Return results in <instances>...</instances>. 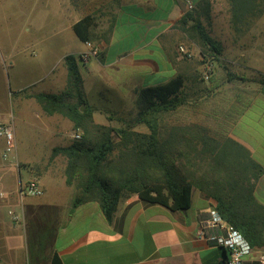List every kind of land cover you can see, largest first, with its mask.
Masks as SVG:
<instances>
[{
    "label": "crops",
    "instance_id": "crops-1",
    "mask_svg": "<svg viewBox=\"0 0 264 264\" xmlns=\"http://www.w3.org/2000/svg\"><path fill=\"white\" fill-rule=\"evenodd\" d=\"M182 3L183 0H39L37 6L48 12L46 23L35 25L31 41L21 48L29 43L39 47L49 58V67H45V77H40L37 69L22 62L14 74L15 122L9 116L0 117V123L11 126L15 136V150L7 159L3 157L5 139L0 137V179L6 191V197L0 199V264H51L55 252L63 264H220L228 259V250L206 237L217 234L218 229L207 228L201 234L214 202L198 188L192 190L190 206L178 211L143 201L133 193L120 197L111 220L105 217L98 201L73 206L76 188L66 181L67 159L61 153L52 156L54 147L70 143L72 121L58 113L47 114L36 98L39 93L64 90L68 76L66 56L81 57L89 50L75 34L73 25L92 15L90 42L99 47V53L84 65L91 74L106 81L110 99L119 105L120 112L125 111L137 88L165 83L183 71L186 60L177 52L182 32L176 27ZM76 41L82 43L74 46ZM244 44L239 40L233 43L237 57L242 59L236 65L264 74L260 51L245 53L241 50ZM94 58L97 63L92 61ZM41 83L44 90H36ZM57 83L59 90H49ZM236 84H240L239 80ZM240 99L230 95L222 105L221 126L213 120L200 123L213 134L228 136L246 146L264 167V91L249 100ZM89 101L95 121L111 125L106 116H97L99 108ZM254 105L260 107V115L249 119ZM55 139L65 144L51 145ZM33 179L42 188L41 195L25 192ZM255 192L264 202V173ZM10 210L17 214V220ZM262 250L245 257L242 264H260Z\"/></svg>",
    "mask_w": 264,
    "mask_h": 264
},
{
    "label": "trees",
    "instance_id": "trees-1",
    "mask_svg": "<svg viewBox=\"0 0 264 264\" xmlns=\"http://www.w3.org/2000/svg\"><path fill=\"white\" fill-rule=\"evenodd\" d=\"M229 2L232 23L239 32L243 28L239 23L260 16L264 10V0ZM210 6L211 0L198 2V8L206 12ZM191 14H183L178 25L185 31L195 30L215 55L220 51L218 42L201 22L188 27ZM93 23L94 17L87 15L73 25L81 41L91 40ZM80 60L75 54L66 56L68 76L61 93L36 95L47 114H61L73 122L75 129L83 131L80 139L52 149V156L61 153L67 159L66 181L76 188L73 206L98 201L105 217L111 220L120 197L133 193L143 201L178 211L190 206L195 187L213 200L219 215L254 248H264V202L255 192L264 167L250 150L228 136L213 134L199 123L173 124L167 132L162 128L163 113L185 103L184 77L177 74L165 83L136 89V123H144L149 132L130 127L114 129L93 120L79 71ZM238 90L242 91L236 93L241 102L260 92V88L246 86ZM226 263L227 259L220 264ZM51 264H63L57 252Z\"/></svg>",
    "mask_w": 264,
    "mask_h": 264
},
{
    "label": "rangeland",
    "instance_id": "rangeland-1",
    "mask_svg": "<svg viewBox=\"0 0 264 264\" xmlns=\"http://www.w3.org/2000/svg\"><path fill=\"white\" fill-rule=\"evenodd\" d=\"M38 2L39 0H0V117L9 116L12 121L17 113L15 72L22 66V62H25L28 66L37 69L40 77H45V67H49V58L44 57L45 55L39 47L29 43L30 45H24V49L21 48L25 42L31 41L35 25L46 23L44 18H47L48 12L46 9L42 10L41 7H38ZM198 2L199 0H183L181 17L188 11L192 12L193 18L189 20L188 27H193L198 21L201 22L208 34L218 42L220 51L215 56L210 49L211 47L199 40L195 30L185 31L176 22V27L182 32V37L177 44V52L180 53L183 60H186L183 71L177 73L185 79L182 90L185 103L174 110L163 113L161 124L165 132L173 124H202L200 122L207 120H213L216 122V126H221L223 120L222 105L229 100L230 95L237 97V91L242 92L238 90L239 87L260 88L259 91H264V74L237 66L236 62L242 61V59L237 57L238 50L233 46L236 41H243L245 44L241 50L245 53L251 51L258 53L260 51L259 55L264 62V10L260 16L248 18V21L245 22L248 24L239 23V25H243L239 32L235 30L232 23L233 12L229 0H211L208 12L198 8ZM26 29L31 31L27 32ZM77 43L80 45L82 42L76 41L74 46ZM180 47H184V50H181ZM92 61L97 63L95 58ZM206 62L212 64L209 78H206L204 74L203 67ZM84 63L81 61L79 63L80 72L84 78L83 87L89 99L99 108L97 116H106L109 121L108 124H111L104 125L114 129L130 127L139 132H149L144 123H136V91L135 97L128 103L126 110L120 112L121 109H117L119 105L110 99L106 81L91 74ZM59 70L58 67L57 71ZM238 80L240 84H236ZM228 82L235 84L226 85ZM42 84H38L37 88L39 89L36 90L43 91L45 85ZM49 90H59V84H55ZM89 99L88 104L92 108L93 116L94 107ZM257 103L259 106H263L261 103ZM259 106L254 105L247 118L256 119L260 115ZM81 108H84V105ZM93 120L98 123L94 116ZM144 127H147L148 130L144 131ZM262 127L264 128V123H262ZM214 130L217 132L219 129ZM76 131H80L83 135V131L75 129L72 122V134ZM74 139L76 138L71 136L70 142ZM53 144L64 145L65 143L55 139L51 145ZM21 172L25 175L24 167L21 168ZM25 179L26 176H23V183ZM259 249L264 250V248H255V250ZM263 250L260 256L264 254Z\"/></svg>",
    "mask_w": 264,
    "mask_h": 264
},
{
    "label": "built area",
    "instance_id": "built-area-1",
    "mask_svg": "<svg viewBox=\"0 0 264 264\" xmlns=\"http://www.w3.org/2000/svg\"><path fill=\"white\" fill-rule=\"evenodd\" d=\"M89 46V50L81 54V61L87 62L91 57L97 56L99 53V47L93 45L90 41H86ZM181 50H184V47H180ZM204 74L206 78L210 77L212 71V64L206 62L204 65ZM76 139L82 137L80 131H76L72 134ZM0 137L5 139V148L3 151V157L9 158L10 154L15 150V136L14 131L11 126L0 123ZM25 192L28 195H41L43 193L42 188L36 180H30L26 187ZM6 197V191L3 188L1 179H0V199ZM14 220H17L19 217L12 210L9 211ZM211 217L206 219L201 234L207 228H216L218 229L217 234H210L206 237L212 241H215L217 244L228 250L229 257L226 264H242L245 257L253 254L255 248L248 242V240L233 226L229 225L216 211V209H211ZM204 229V230H203ZM259 262L264 264V254L260 256Z\"/></svg>",
    "mask_w": 264,
    "mask_h": 264
}]
</instances>
